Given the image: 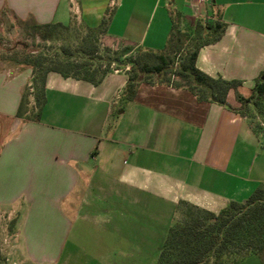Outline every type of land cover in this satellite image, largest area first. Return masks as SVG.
<instances>
[{
  "label": "crops",
  "instance_id": "crops-1",
  "mask_svg": "<svg viewBox=\"0 0 264 264\" xmlns=\"http://www.w3.org/2000/svg\"><path fill=\"white\" fill-rule=\"evenodd\" d=\"M104 17L101 45L129 51L163 52L172 21L183 31L198 19L222 25L195 64L240 81L231 107L264 72V0H0V21L84 29ZM126 68L97 84L49 72L37 120L15 116L31 69L0 70L4 264H155L182 203L217 213L264 184L250 118L163 83L140 82L123 102Z\"/></svg>",
  "mask_w": 264,
  "mask_h": 264
},
{
  "label": "trees",
  "instance_id": "trees-1",
  "mask_svg": "<svg viewBox=\"0 0 264 264\" xmlns=\"http://www.w3.org/2000/svg\"><path fill=\"white\" fill-rule=\"evenodd\" d=\"M19 22L28 26L34 37L38 36L43 41L53 39L60 29L77 30L59 22ZM106 22L104 17L97 27H85L87 32L75 36L77 41L58 46L51 56L42 51L19 54L18 62L29 66L32 74L21 93L15 113L17 118L39 119L49 72L97 84L110 72L111 63L121 64L120 56H125L127 49L119 52L108 47L100 48L99 37L105 31ZM222 32L223 26L216 22L210 25L198 19L192 30L183 31L172 21L163 52L138 48L144 54L128 58L127 80L120 99L123 102L132 100L140 82L163 83L185 88L199 101L215 102L250 118V108L256 110L264 101V72L256 80L251 96L245 98L236 94L240 105L231 107L226 102L227 93L231 89L236 90L240 81L210 77L195 64L200 47L217 40ZM147 56L154 57L158 62L149 64ZM102 60L106 64L104 69H101ZM151 74L158 76L157 82L148 78ZM28 89L34 90L33 110L28 107ZM257 112L260 113V110ZM262 120L255 123L250 119V122L264 145V115ZM182 204L186 205L185 220L169 227L155 264H238L244 256H258L264 252V184L258 185L243 202L231 201L217 213ZM0 264L4 262L0 261Z\"/></svg>",
  "mask_w": 264,
  "mask_h": 264
},
{
  "label": "rangeland",
  "instance_id": "rangeland-1",
  "mask_svg": "<svg viewBox=\"0 0 264 264\" xmlns=\"http://www.w3.org/2000/svg\"><path fill=\"white\" fill-rule=\"evenodd\" d=\"M76 29H77L76 32L72 30L60 29L53 36V39L43 41L38 36L34 37L30 33L31 29L25 24H21L17 20L15 21L13 19H5L3 21H0V70H7L10 71V73H16L24 69H31L29 66L18 62L17 58H19L20 53L22 52L26 53L29 51H32V53H36L38 51H42L46 55L51 56L55 53L58 46L62 44L64 45L67 43H71L73 41H77L78 39H76L75 36H79L82 34L84 35L87 32L85 28L82 29L80 27ZM186 42L191 43L190 41H186ZM103 47H108L112 50H116L119 52L123 50V48L121 47L113 48L106 45L100 46L101 49ZM100 53L102 52L100 51ZM143 54H144L143 50H140L138 48L133 49L131 51L127 50L125 56H120L121 64L118 65L117 63L113 62L109 65V70L113 71L114 69H123L125 66H129L128 58ZM146 59L149 64H155L158 62L157 59L151 56H147ZM102 62L103 64L101 66V69H104L106 64L104 60H102ZM125 70L127 71L128 69ZM148 78L154 82L158 81V76L155 74L149 75ZM26 93L28 94V99H29L28 107H30L33 110L34 90L28 89L26 90ZM258 110H260V113L257 112ZM249 111H251V113L249 114L251 115L250 119L255 123H260L261 121H263L262 119L264 115V101L257 106L256 110L255 108L254 109L250 108ZM256 114H258V116ZM185 214H186V205L181 204L176 221H174L172 225H174L176 222L184 221ZM11 222L8 221V227L10 226ZM247 256L242 257V260ZM258 257L260 258L261 262L264 264V252L260 253ZM2 259H3L2 255L0 254V261H3Z\"/></svg>",
  "mask_w": 264,
  "mask_h": 264
},
{
  "label": "built area",
  "instance_id": "built-area-1",
  "mask_svg": "<svg viewBox=\"0 0 264 264\" xmlns=\"http://www.w3.org/2000/svg\"><path fill=\"white\" fill-rule=\"evenodd\" d=\"M200 1H206V0H200ZM126 69H127V68H126ZM113 71H115V72H116V71H118V69H114Z\"/></svg>",
  "mask_w": 264,
  "mask_h": 264
}]
</instances>
